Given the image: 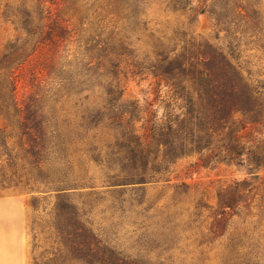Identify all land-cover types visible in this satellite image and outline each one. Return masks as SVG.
<instances>
[{
  "label": "trees",
  "instance_id": "obj_1",
  "mask_svg": "<svg viewBox=\"0 0 264 264\" xmlns=\"http://www.w3.org/2000/svg\"><path fill=\"white\" fill-rule=\"evenodd\" d=\"M257 1L167 0V5L191 18L206 13L230 36L262 30ZM143 2L0 0V18L16 32L0 57V118L9 128L0 127V190L22 187L57 197L54 228L62 247L44 262L34 258V264H165L129 259L102 244L63 200L87 182L74 169V153L106 164L110 187L169 181L170 164L193 154L203 163L225 161L249 172L264 164V137L241 132L248 124L257 130L264 124V81L244 73L232 44L224 51L194 40L170 45L158 38L151 54L139 56L134 43L146 29ZM72 43L76 49L70 54L62 47ZM31 61L34 76L56 81L57 97L18 98L16 71ZM127 74L151 76L157 88H165L160 114L150 103L140 107L121 100L120 77ZM96 87L102 99L87 104ZM70 98L85 104L78 116L60 104ZM250 188L251 181L242 179L218 190L214 235L223 234L229 210L246 200ZM36 199L27 204L35 207Z\"/></svg>",
  "mask_w": 264,
  "mask_h": 264
},
{
  "label": "rangeland",
  "instance_id": "obj_2",
  "mask_svg": "<svg viewBox=\"0 0 264 264\" xmlns=\"http://www.w3.org/2000/svg\"><path fill=\"white\" fill-rule=\"evenodd\" d=\"M255 6L260 13L262 30L256 34L229 36L219 31L206 13L191 18L188 13L172 10L167 0H144L142 18L146 29L138 33L134 47L141 56V53L151 54L158 38L170 45L180 40H194L224 51L232 44L234 61L244 73L250 72L253 79L264 81V0H258ZM15 36L13 25L0 18V57ZM62 48H69L70 54L76 49L74 43ZM32 62L16 71L18 98L30 93L47 99L57 97L56 81L52 77L42 79L39 73L38 77L34 76ZM120 85L123 102H134L140 107L150 103L151 109L161 113L166 90L156 87V79L121 75ZM88 94L87 104L94 105L102 99V89L98 87ZM75 101V98L62 99L60 104L78 116L85 104ZM5 126L4 119L0 118V127ZM257 129L248 124L241 132L245 137L262 139L264 124ZM72 156L75 171L87 180L81 186L86 187L65 193L63 200L75 207L79 219L102 244L122 256L165 264H264V164L249 172L246 167L225 161L203 163L198 154H193L170 164L166 173L169 181L110 187L106 176L112 171L106 164L87 160L79 153ZM242 179L251 181L252 188L245 201L229 210L223 234L214 235L211 223L218 208L217 192ZM1 192L26 195L25 216L18 224L19 247L25 253L27 264H34V258L44 262L52 251L62 247L54 228L56 195L32 194L22 187ZM33 195L37 198L35 207L27 204ZM199 203L202 205L198 206Z\"/></svg>",
  "mask_w": 264,
  "mask_h": 264
},
{
  "label": "crops",
  "instance_id": "obj_3",
  "mask_svg": "<svg viewBox=\"0 0 264 264\" xmlns=\"http://www.w3.org/2000/svg\"><path fill=\"white\" fill-rule=\"evenodd\" d=\"M4 190H0V264H27L25 253L19 247L18 236V224L25 216L26 195L1 192Z\"/></svg>",
  "mask_w": 264,
  "mask_h": 264
}]
</instances>
